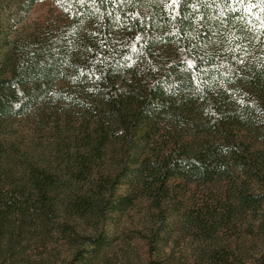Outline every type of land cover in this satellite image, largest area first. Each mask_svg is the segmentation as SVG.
<instances>
[{"label":"trees","instance_id":"obj_1","mask_svg":"<svg viewBox=\"0 0 264 264\" xmlns=\"http://www.w3.org/2000/svg\"><path fill=\"white\" fill-rule=\"evenodd\" d=\"M50 1L0 25V264H264V0Z\"/></svg>","mask_w":264,"mask_h":264},{"label":"rangeland","instance_id":"obj_2","mask_svg":"<svg viewBox=\"0 0 264 264\" xmlns=\"http://www.w3.org/2000/svg\"><path fill=\"white\" fill-rule=\"evenodd\" d=\"M58 17L59 10L50 0H44L29 11L23 9L22 0H0V25L2 32L8 38L21 37L31 32L46 17ZM188 247L182 244L175 250L176 256L180 259L187 254ZM135 256V252H131ZM134 259V258H133ZM41 260L38 264H45ZM135 264V263H133Z\"/></svg>","mask_w":264,"mask_h":264}]
</instances>
